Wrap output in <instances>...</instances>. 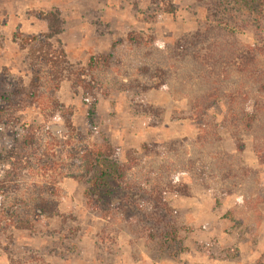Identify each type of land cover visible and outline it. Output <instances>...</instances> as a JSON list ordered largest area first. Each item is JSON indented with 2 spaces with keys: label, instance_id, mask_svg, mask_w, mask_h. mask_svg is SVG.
<instances>
[{
  "label": "rangeland",
  "instance_id": "374dc122",
  "mask_svg": "<svg viewBox=\"0 0 264 264\" xmlns=\"http://www.w3.org/2000/svg\"><path fill=\"white\" fill-rule=\"evenodd\" d=\"M217 5V0H0V106L8 105V113L18 115L21 123L33 122L51 130L59 139L60 150L66 144L81 145L85 141L111 143L120 149L121 161L137 157L141 164L136 169H140L127 181L143 179L145 169L159 162L164 176L161 174L163 178L158 184L169 188L162 194L166 205L160 206L148 200L151 193L130 188L127 182L112 184L110 194L93 198L87 194L86 180L62 176L70 167L63 163L70 162L72 156L59 151L61 159L46 176L55 178L53 181L61 178L57 183L58 214L31 229L0 228V264H264V157L259 158L264 152L254 150L251 134L240 133L245 144L241 162L255 170L258 179H249L237 193L223 197V178L211 176L214 185L208 188L204 176L196 180L182 176L175 160L155 158V153H147L142 146L147 143L161 152L177 150L182 156L190 146L195 158L206 156L205 149L191 144L199 138V124L192 117L188 98L177 87L172 91L149 90L143 100L139 98L142 106L131 104L124 91L97 93L90 96L92 106L85 104L84 83L75 74L73 79L62 81L54 104L50 87L41 86L40 106L26 102L31 98L17 92L30 86L33 58L31 45L21 47L13 35H18V39L33 35L45 39L55 28L54 13L64 23L63 31L51 39L53 48L60 41L65 49L64 39L69 44L78 43L81 36L85 45L99 48L94 54L108 53L112 47H104L112 41L115 57L120 59L114 65L123 64L120 70L124 73L135 72L143 57L141 51H145L129 44L130 33L141 32L145 36L143 42L150 48L171 49L178 40L211 21ZM224 10L220 14L228 12ZM261 25L264 35V19ZM71 29L77 34L68 32ZM242 34L243 41L248 43L259 39L254 22ZM149 35L154 44H150ZM258 43H264L263 36ZM91 55L68 57L72 66L68 68L78 72ZM74 80L80 81V86ZM5 95L11 96V104ZM226 110L220 102L208 117L213 124L209 132L218 124L221 135V141L213 147L223 153L235 151L236 144V130L224 126ZM10 127H2L1 148L13 141ZM79 133L84 138H79ZM5 168L6 164L0 163V173ZM44 179L39 176L38 180ZM182 180L189 188L179 184ZM247 195H251L248 204L241 200ZM252 204L256 210L250 208ZM160 210L166 212L165 218H159L160 213L163 215ZM169 230L172 239L164 236Z\"/></svg>",
  "mask_w": 264,
  "mask_h": 264
},
{
  "label": "trees",
  "instance_id": "16d2710c",
  "mask_svg": "<svg viewBox=\"0 0 264 264\" xmlns=\"http://www.w3.org/2000/svg\"><path fill=\"white\" fill-rule=\"evenodd\" d=\"M217 3V12L211 13V21L189 37L178 40L171 49H163L161 46L150 48L146 41L143 42L145 36L141 32L130 33L129 44L139 50L145 48V51H141L143 57L141 56L140 64L135 66V72L128 70L124 73L120 70L123 64L114 65L115 60H120L115 57V45H112V50L108 53L92 54L87 64L78 72L68 68L71 63L64 47L58 41V47L53 48L55 45L51 41L53 36L63 31L61 24L64 23L59 14L54 13L55 28L53 32L45 35V39L37 35L18 39V35H13V40L18 41L21 47L31 45L30 55L33 58L34 74L30 86L28 89L17 90L18 93H25L28 96L26 99H31H20V102L26 100L40 106L38 97L43 92L40 91L41 86H44L50 87L54 104L55 94L62 81L66 78L73 79L75 75L80 76V81L84 83L82 99L90 106V96L97 93L107 95L124 91L131 104L142 106L139 98L143 100L142 96L149 90L172 91L177 87L183 97L188 98L192 117L199 124V138L191 144L195 148L199 146L205 149L206 156L195 158L191 154L192 147L188 145L183 156L177 150L161 152L147 143L142 145L143 148L151 155L155 153V158L163 156L164 160H175L174 164L180 166L178 173L182 176L195 180L204 176L208 181L204 184L208 188L214 185V177L211 176L223 178V197L237 193L246 181L258 179L254 175L255 170L241 162V152L245 144L240 140V133L251 134L254 150L257 153L264 152V43H258L264 37L261 34L264 0H217ZM222 8L228 12L220 14L226 12ZM252 22L255 36L259 39L248 43L243 41L242 33ZM48 26L53 28V25ZM149 37L150 44H154L153 37ZM44 74L47 76L44 77ZM80 81L74 80V84L80 86ZM1 83L0 77V85ZM4 97L8 104L13 102L11 96ZM220 102L227 108L223 119L224 126L236 130L235 151L223 153L213 147L219 144L221 135L218 124H214L213 131L209 132L213 124L208 117L212 108ZM8 111V105L0 106V137L3 135V126L11 125L9 130L13 133L12 143L4 148L0 147V163L6 164V168L0 173V228L11 226L31 229L36 223L58 214L60 203L57 195L60 189L57 183L61 178L53 181L55 178L46 179V176L50 169L55 170V165L61 159L62 154L59 151H65L72 156L70 162L63 163L70 167L62 176L86 180L87 194L93 198L110 194L112 184L127 182L126 184L131 185L130 188L137 187L144 190V193H151L147 198L154 204L166 205L162 194L169 188L165 189L158 184L164 176L162 167L158 166L159 162L150 169H145L147 174L143 179L127 181L132 177L130 175L140 169H136L141 164L137 157L129 156L125 162L121 161L120 149L111 143L99 145L85 141L81 145L67 147L66 144L65 149L60 150L59 139L51 130L36 126L33 122L21 123L18 115ZM19 127H23L22 130ZM80 134L79 138H84ZM262 157L264 154L259 155L260 159ZM207 158L210 160L207 161ZM61 168L65 170V166ZM39 176L45 179L40 181ZM179 184L189 188L184 180L179 181ZM250 196L241 198L242 202L248 204ZM254 205H250V208L256 210ZM162 213L159 218L166 217V212ZM151 235L154 234L151 232ZM164 236L166 239L174 238L170 230Z\"/></svg>",
  "mask_w": 264,
  "mask_h": 264
},
{
  "label": "crops",
  "instance_id": "0c3cea01",
  "mask_svg": "<svg viewBox=\"0 0 264 264\" xmlns=\"http://www.w3.org/2000/svg\"><path fill=\"white\" fill-rule=\"evenodd\" d=\"M68 32H71L72 34H75L76 32L73 31L72 29ZM77 34V33H76ZM84 36V35H83ZM80 41L78 43H71L69 44L64 38L63 42H64V46H65V50L67 52V55L69 58L73 57L75 59L78 58H82L84 56H87V54H94L96 51H98V47L97 49H93L96 46H87L83 43V38L80 36ZM112 41L110 43H108V45H106L104 48L105 49H110L112 47L111 45ZM82 54V55H81Z\"/></svg>",
  "mask_w": 264,
  "mask_h": 264
}]
</instances>
